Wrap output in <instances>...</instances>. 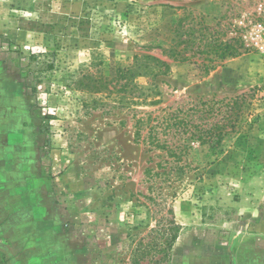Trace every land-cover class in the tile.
Returning <instances> with one entry per match:
<instances>
[{
	"label": "rangeland",
	"instance_id": "rangeland-1",
	"mask_svg": "<svg viewBox=\"0 0 264 264\" xmlns=\"http://www.w3.org/2000/svg\"><path fill=\"white\" fill-rule=\"evenodd\" d=\"M181 7L248 48L208 73L204 57L172 63L161 103L137 105L116 69L159 55ZM263 29L264 0H0V95L52 117L49 172L88 223L89 264H173L175 225L215 244L231 234L226 209L264 220V55L252 44ZM94 79H113L109 91L91 92ZM137 114L165 119V149L149 129L137 139Z\"/></svg>",
	"mask_w": 264,
	"mask_h": 264
},
{
	"label": "crops",
	"instance_id": "crops-1",
	"mask_svg": "<svg viewBox=\"0 0 264 264\" xmlns=\"http://www.w3.org/2000/svg\"><path fill=\"white\" fill-rule=\"evenodd\" d=\"M21 94L0 95V264H89L88 223L49 172L50 138ZM237 216L219 245L179 237L173 264H264V220Z\"/></svg>",
	"mask_w": 264,
	"mask_h": 264
},
{
	"label": "trees",
	"instance_id": "trees-1",
	"mask_svg": "<svg viewBox=\"0 0 264 264\" xmlns=\"http://www.w3.org/2000/svg\"><path fill=\"white\" fill-rule=\"evenodd\" d=\"M177 10H183V14L177 20L173 34L170 41L161 46L151 47V49H157L160 51L159 55L143 54L135 55L132 62L128 65L119 64L116 69L115 80L120 84V93H127L132 91L134 93V99L137 105H152L157 106L162 101V93L156 83L160 77L168 76L172 72V63H187L192 62L193 58L199 56L204 57L203 63H201V69L205 73L214 71L220 64L227 59L236 58L241 55L243 50L247 47V43L238 38H232L225 40L220 34L219 26L216 30L205 24L204 18L196 15L193 11L187 8L181 7ZM232 28V25H229ZM248 48V47H247ZM41 55H36L37 59ZM32 64L29 63L22 67V73L29 72V68ZM53 69V66H50ZM43 70V73H42ZM44 69H34L35 76H42ZM50 76V75H49ZM140 79L146 80V83H141ZM38 83L42 82V79H38ZM113 79L91 81L88 88L93 93L109 91V83ZM124 99V98H123ZM233 108L241 109V106L237 105V101H233ZM31 114L40 120V131L42 134L49 135V123L51 116L44 115L41 108L31 107ZM236 119L233 124V130L236 129L237 121H239V113L235 114ZM135 119L136 137L141 139V132L144 128L149 129V138L152 140L151 144L159 149L166 148L165 141L160 138L159 134L162 131L165 119L161 117H153L150 114L147 118L137 114ZM201 133V137H202ZM200 137V138H201ZM226 220H236L238 218L237 211L235 209H226L223 213ZM175 232L171 235L169 241V248L173 247V244L178 240L181 226L175 225L173 227ZM223 240H218L217 243H208L204 241V245L214 246L219 245Z\"/></svg>",
	"mask_w": 264,
	"mask_h": 264
},
{
	"label": "built area",
	"instance_id": "built-area-1",
	"mask_svg": "<svg viewBox=\"0 0 264 264\" xmlns=\"http://www.w3.org/2000/svg\"><path fill=\"white\" fill-rule=\"evenodd\" d=\"M252 41V44L257 47L264 55V29L263 32L257 34L256 37L252 39Z\"/></svg>",
	"mask_w": 264,
	"mask_h": 264
}]
</instances>
